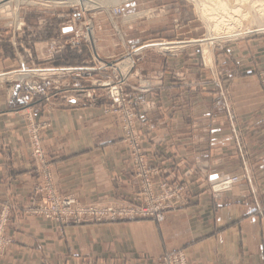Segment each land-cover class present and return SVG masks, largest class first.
<instances>
[{
    "label": "crops",
    "instance_id": "crops-1",
    "mask_svg": "<svg viewBox=\"0 0 264 264\" xmlns=\"http://www.w3.org/2000/svg\"><path fill=\"white\" fill-rule=\"evenodd\" d=\"M119 38L98 37L91 44L92 53L111 58L125 52L130 40L126 35ZM166 42L169 48L180 43ZM189 46L170 57L149 53L137 67L163 70L160 80L150 82L156 108L145 118L143 146L154 154L152 162L167 179L186 182L189 205L168 213L160 223L142 220L59 229L56 222L40 217L18 226L12 220L8 234L14 241L0 264H157L158 255L170 249H183L188 264H264V84L260 79L264 35L223 44L214 56L203 48L213 63L209 69L202 67ZM7 50L5 54L0 49V71L19 65L11 48ZM218 71L223 74L218 76ZM11 83L0 82V201L8 195L25 201L35 177L23 121L16 112L19 102L5 96ZM104 101L97 98L98 104ZM224 102L232 105V122ZM41 114L38 109L36 116ZM51 119L44 148L49 157L57 158L54 179L61 193L82 202L133 195L135 181L114 118L100 115L97 107L81 108L70 96L56 100ZM243 161L260 187L253 196L241 181L230 192L213 197L206 178L197 174V162L207 173L218 175L241 173Z\"/></svg>",
    "mask_w": 264,
    "mask_h": 264
},
{
    "label": "rangeland",
    "instance_id": "rangeland-1",
    "mask_svg": "<svg viewBox=\"0 0 264 264\" xmlns=\"http://www.w3.org/2000/svg\"><path fill=\"white\" fill-rule=\"evenodd\" d=\"M214 1L0 0V49L6 54L10 47L19 63L17 68L0 71V82H13L6 87L5 96L19 102L16 112L23 121L31 171L35 177L25 201H18L12 195L0 201V257L14 241L8 234L12 220L18 226L23 221L40 217L56 222L59 229L142 220L160 223L168 213L189 205L186 182L167 179L160 167L152 162L154 154L143 146L145 118L156 108L150 82L160 80L163 70L140 71L137 67L141 58L149 53L170 57L185 51L189 44L202 67L209 69L208 65L213 67V63L206 59L203 48L207 52L211 50L209 53L214 56L223 44L264 35V15L262 20H252V14L257 17L253 9L247 18H242L246 28L241 26L230 37L211 38L210 20L205 19L199 8L211 3L215 6ZM259 1L264 3V0ZM259 1L255 0L256 6ZM237 4L234 0L228 6ZM210 12L214 16L220 14ZM223 18L230 22L229 17ZM242 27L245 30L242 31ZM107 35L117 41L126 35L130 47L111 58L95 50L92 53L94 40ZM193 39L200 42H191ZM166 41L180 43L169 48ZM217 73L218 76L223 74L222 71ZM260 79L264 84V71L260 73ZM48 83L52 84L51 88ZM128 87L133 89L128 91ZM113 88L116 91H111ZM70 96L79 107H97L100 115L117 121L118 139L135 181L129 199L82 202L72 194L61 193L56 187L54 165L57 158L48 156L44 139L52 126L51 113L56 100ZM98 97L105 101L98 104ZM231 107L230 102H224L229 122L233 119ZM38 109L42 112L39 117L36 116ZM36 140L38 144H34ZM236 144L242 158L243 147L238 139ZM35 147H40L39 154ZM196 164L197 174L206 178L207 190L213 197L230 192L241 181L247 183L251 196L259 191L260 187L252 181L244 161L243 171L239 174L212 175L205 167L198 166V162ZM224 178L232 179L227 187L220 185ZM54 198L60 202L71 201V212L54 211L51 205ZM156 261L157 264H188L183 249L164 251Z\"/></svg>",
    "mask_w": 264,
    "mask_h": 264
},
{
    "label": "bare ground",
    "instance_id": "bare-ground-1",
    "mask_svg": "<svg viewBox=\"0 0 264 264\" xmlns=\"http://www.w3.org/2000/svg\"><path fill=\"white\" fill-rule=\"evenodd\" d=\"M59 1V0H58ZM75 2L81 3V0H72ZM234 0H215V6L213 3L210 5H201L199 10L203 15H205V19L209 21V29H211L210 37L213 38L214 36L218 37H230L235 33V30L238 29L241 26L244 25L246 28L247 26L244 24L242 18H247L251 11H254L257 17L254 16V14L251 15L252 20H262V16L264 15V3L260 2L258 6L255 3V0H236L238 1L237 6H231L229 7V3L233 2ZM210 11H217L220 14L224 15H217L214 16L213 12ZM233 15H232V14ZM235 13V14H234ZM202 15V14H201ZM236 15V17H234ZM224 17H229L230 22H226ZM232 21V22H231ZM231 24V25H230ZM264 24V23H262ZM245 28L242 27V31L245 30ZM237 30V31H238Z\"/></svg>",
    "mask_w": 264,
    "mask_h": 264
},
{
    "label": "built area",
    "instance_id": "built-area-1",
    "mask_svg": "<svg viewBox=\"0 0 264 264\" xmlns=\"http://www.w3.org/2000/svg\"><path fill=\"white\" fill-rule=\"evenodd\" d=\"M113 90L116 91V88H113L111 91H113ZM34 144H38V140L34 141ZM35 150L37 151L38 154L40 153L39 152L40 147H35ZM231 183H232L231 178H224L220 181L221 187H227ZM53 201H54V203H51V205L54 207V211L62 210L66 213L71 212V209H70L72 207L71 201L67 200V201L60 202L59 199H57V198H54Z\"/></svg>",
    "mask_w": 264,
    "mask_h": 264
}]
</instances>
